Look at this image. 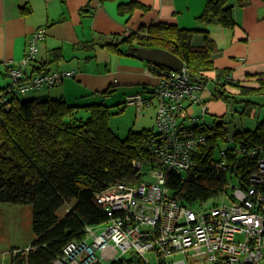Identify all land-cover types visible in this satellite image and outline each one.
<instances>
[{
	"label": "trees",
	"instance_id": "16d2710c",
	"mask_svg": "<svg viewBox=\"0 0 264 264\" xmlns=\"http://www.w3.org/2000/svg\"><path fill=\"white\" fill-rule=\"evenodd\" d=\"M234 1L238 6L250 2ZM131 4L146 8L136 2ZM196 21L202 25L201 29L167 22L150 24L139 28L135 35L123 36L118 43L130 46L136 40L144 47L166 49L182 60L196 80L207 81L210 79L207 73L215 70L216 49L203 27L212 24L232 28L235 24L232 1L206 0ZM197 33L202 34V44L192 40ZM105 44L118 51L115 48L118 44ZM54 56L59 57L60 52L56 50ZM147 64L155 75L170 70ZM45 67L27 71L24 78L49 71ZM224 75L230 79L223 80ZM215 79L216 82L211 79L214 91L209 99L229 103L228 88L234 86L239 94L245 95L238 102L232 96L235 112L248 117L258 106L264 107V103L248 99L264 95V77L258 79L256 87H249L233 80L228 69H218ZM10 84L0 87V101L8 95L5 93ZM141 88L140 92L153 90L146 85ZM21 95L11 93L10 99L0 102V204L31 205L34 237L24 248H11L7 264H54L69 242L85 238L86 227H102L108 222L105 209L96 201L98 192L116 183H140L148 171L159 165L150 144L157 131L143 128L129 131L121 138L109 126L113 113L99 101L82 104L69 103L63 98ZM192 111L198 113V110ZM206 113L201 123H195V127L200 125L205 144L194 152L193 165L183 173L165 171V185L180 204L191 207L216 204L233 186L246 187L249 175L257 167L258 149H264V111L253 128L245 126L232 135L223 128V121L217 116L207 119ZM94 264H130V260L121 255L112 261ZM137 264L151 263L149 259L147 262L140 259Z\"/></svg>",
	"mask_w": 264,
	"mask_h": 264
},
{
	"label": "built area",
	"instance_id": "2783aa9c",
	"mask_svg": "<svg viewBox=\"0 0 264 264\" xmlns=\"http://www.w3.org/2000/svg\"><path fill=\"white\" fill-rule=\"evenodd\" d=\"M46 30L42 26L31 33L22 59L7 63L11 84L1 103L11 93L26 94L75 76L71 69L24 78ZM137 31L126 26L123 35ZM158 76L151 92L137 91L124 102L142 112L156 100L157 132L150 144L159 165L148 171L150 179L133 185L116 183L98 192L96 201L105 209L108 222L100 232L97 227H86L85 238L69 242L54 264L105 263L127 252L145 262L146 255L154 253L156 262L166 264H264V149H258L257 167L246 187L233 186L216 204H180L165 185V171H186L194 163V152L205 144L200 125L195 127V123H201L207 112L203 96L207 81L196 80L184 65ZM222 78L230 79L229 75ZM194 106L199 107L198 113L191 110Z\"/></svg>",
	"mask_w": 264,
	"mask_h": 264
},
{
	"label": "crops",
	"instance_id": "0c3cea01",
	"mask_svg": "<svg viewBox=\"0 0 264 264\" xmlns=\"http://www.w3.org/2000/svg\"><path fill=\"white\" fill-rule=\"evenodd\" d=\"M231 1L235 20L232 28L212 24L203 27L216 49L215 70L207 76L212 79L216 70L228 69L239 84L256 87L258 79L264 77V1L250 0L244 6ZM133 2L146 8L133 6ZM205 3L206 0H0V87L7 84V63L22 59L30 34L43 26L46 35L38 42L37 56L28 71L46 66L44 70L73 69L75 76L64 78L53 87L38 89L33 96L85 104L119 90L125 100L143 90V85L153 88L159 82V76L148 70V62L127 55L128 46L118 43L125 27L139 29L167 22L201 29L196 19ZM105 43L118 44V51ZM56 50L60 52L57 58ZM228 89L238 91L234 86ZM104 90L106 93H101ZM209 95L210 92H203L207 111L210 104L217 103L208 102ZM242 121L253 128L255 112L248 118L242 117Z\"/></svg>",
	"mask_w": 264,
	"mask_h": 264
},
{
	"label": "rangeland",
	"instance_id": "374dc122",
	"mask_svg": "<svg viewBox=\"0 0 264 264\" xmlns=\"http://www.w3.org/2000/svg\"><path fill=\"white\" fill-rule=\"evenodd\" d=\"M194 40L198 44L203 43L202 34L197 33ZM69 79V78H67ZM6 82L9 83L10 79L6 77ZM207 92L214 91V82L209 79L207 80ZM37 91L27 92L26 97L29 95H34ZM231 94L229 103L222 101L221 99L210 100L208 102L216 101L215 104H210V109L206 113V118L217 116L219 120L223 121V128L232 135L236 131H240L245 128L243 125L242 117L248 118L247 116H241L239 112H235L232 107L233 101L232 96L235 101L244 99L245 95L239 94L238 92L229 91ZM20 96H22L20 94ZM108 99V100H107ZM258 103H264V95H256L253 97H248ZM91 101H99L107 105L110 109V113H113L109 117L110 128L119 136L125 137L129 131H139L143 128L151 129L156 132L155 129V110H156V100L153 99L151 105L143 110L142 112L137 111L136 106H127L124 104V94L119 90L110 91V95L102 98V95L97 96V100L92 99ZM88 101V102H91ZM123 101V102H122ZM221 101V102H220ZM220 104L221 113H218V105ZM191 110H198L199 107H192ZM212 111V112H211ZM264 107H257L255 112V120L261 119L263 117ZM214 112V113H213ZM222 116V118H220ZM223 146V145H222ZM217 156L218 153L216 152ZM143 171L146 172V168L143 167ZM150 175L146 174L145 178H149ZM229 201V199H226ZM31 218H32V207L31 205H10V204H0V264H7L10 250L13 247L24 248L28 246L32 241L34 235L31 229ZM101 227H97L98 232H100ZM100 251L97 252L99 255ZM129 257L131 254L127 252L124 254ZM148 259L151 264L156 263V258L154 253H149ZM182 257V256H180ZM130 264H134L130 262Z\"/></svg>",
	"mask_w": 264,
	"mask_h": 264
},
{
	"label": "water",
	"instance_id": "95a60500",
	"mask_svg": "<svg viewBox=\"0 0 264 264\" xmlns=\"http://www.w3.org/2000/svg\"><path fill=\"white\" fill-rule=\"evenodd\" d=\"M126 54L152 64L168 67L171 70H177L183 66V62L178 56L159 47L148 48L144 46L130 45L128 46ZM128 259L133 263H137L138 261L136 254H131Z\"/></svg>",
	"mask_w": 264,
	"mask_h": 264
},
{
	"label": "flooded vegetation",
	"instance_id": "af4514ba",
	"mask_svg": "<svg viewBox=\"0 0 264 264\" xmlns=\"http://www.w3.org/2000/svg\"><path fill=\"white\" fill-rule=\"evenodd\" d=\"M137 43V42H136ZM132 45H136V46H141V45H139L138 43L137 44H135L134 42H133V44ZM171 70V69H170ZM131 262V261H130ZM134 264H137V263H134Z\"/></svg>",
	"mask_w": 264,
	"mask_h": 264
}]
</instances>
